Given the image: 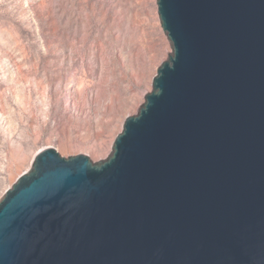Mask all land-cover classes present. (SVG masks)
Listing matches in <instances>:
<instances>
[{
	"label": "water",
	"instance_id": "obj_1",
	"mask_svg": "<svg viewBox=\"0 0 264 264\" xmlns=\"http://www.w3.org/2000/svg\"><path fill=\"white\" fill-rule=\"evenodd\" d=\"M173 48L112 153L39 150L0 264H264V0H157Z\"/></svg>",
	"mask_w": 264,
	"mask_h": 264
},
{
	"label": "rangeland",
	"instance_id": "obj_2",
	"mask_svg": "<svg viewBox=\"0 0 264 264\" xmlns=\"http://www.w3.org/2000/svg\"><path fill=\"white\" fill-rule=\"evenodd\" d=\"M172 53L157 0H0V200L48 146L106 159Z\"/></svg>",
	"mask_w": 264,
	"mask_h": 264
},
{
	"label": "bare ground",
	"instance_id": "obj_3",
	"mask_svg": "<svg viewBox=\"0 0 264 264\" xmlns=\"http://www.w3.org/2000/svg\"><path fill=\"white\" fill-rule=\"evenodd\" d=\"M83 120V121H86L87 119L86 118H82V117H76V120H81V119ZM48 147H50V146H48ZM61 150L64 152V149L63 148H61ZM65 153V152H64Z\"/></svg>",
	"mask_w": 264,
	"mask_h": 264
}]
</instances>
